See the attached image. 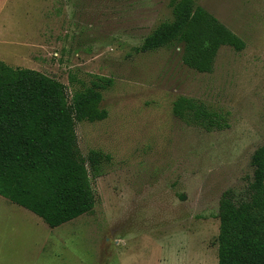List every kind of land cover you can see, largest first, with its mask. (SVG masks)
<instances>
[{
  "label": "rangeland",
  "instance_id": "1",
  "mask_svg": "<svg viewBox=\"0 0 264 264\" xmlns=\"http://www.w3.org/2000/svg\"><path fill=\"white\" fill-rule=\"evenodd\" d=\"M195 2L246 43L223 47L209 74L185 66L179 48L138 52L172 19L170 0H0V61L56 78L69 95L95 76L113 81L108 117L76 122L82 155L110 156L99 176L89 168L93 212L51 228L0 196V264L24 250L23 264H218L220 199L246 189L264 146V0ZM179 97L220 127L176 117Z\"/></svg>",
  "mask_w": 264,
  "mask_h": 264
},
{
  "label": "trees",
  "instance_id": "2",
  "mask_svg": "<svg viewBox=\"0 0 264 264\" xmlns=\"http://www.w3.org/2000/svg\"><path fill=\"white\" fill-rule=\"evenodd\" d=\"M172 19L145 38L140 53L179 48L182 62L198 73H212L220 50L236 52L246 43L195 0H170ZM74 78L70 86L74 87ZM113 81L95 76L89 86L68 88L39 71L0 61V196L57 228L91 214L97 204L94 175L110 156L79 149L76 122H100L102 92ZM179 119L207 129L220 127L219 115L192 98L173 104ZM246 189H230L219 203L218 264H264V146L251 157Z\"/></svg>",
  "mask_w": 264,
  "mask_h": 264
},
{
  "label": "crops",
  "instance_id": "3",
  "mask_svg": "<svg viewBox=\"0 0 264 264\" xmlns=\"http://www.w3.org/2000/svg\"><path fill=\"white\" fill-rule=\"evenodd\" d=\"M17 248H18V245H17ZM38 250V249H37ZM16 259H17V263L18 264H23L25 261H27V260H29V259H31V257L27 254H25V250H24V252L23 253H21L20 255H18L17 257H16Z\"/></svg>",
  "mask_w": 264,
  "mask_h": 264
}]
</instances>
